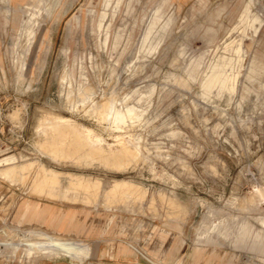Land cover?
Returning <instances> with one entry per match:
<instances>
[{"label": "rangeland", "instance_id": "374dc122", "mask_svg": "<svg viewBox=\"0 0 264 264\" xmlns=\"http://www.w3.org/2000/svg\"><path fill=\"white\" fill-rule=\"evenodd\" d=\"M15 2L0 262L69 260L58 241L76 262L106 244L103 260L264 264V0ZM26 199L78 210L82 233L13 219Z\"/></svg>", "mask_w": 264, "mask_h": 264}, {"label": "crops", "instance_id": "0c3cea01", "mask_svg": "<svg viewBox=\"0 0 264 264\" xmlns=\"http://www.w3.org/2000/svg\"><path fill=\"white\" fill-rule=\"evenodd\" d=\"M0 0V11L7 15L8 11L12 9V6L16 5V0H8L11 2L2 3ZM4 4V5H3ZM27 7V6H24ZM11 215L13 219L18 222H25L26 224H36L46 230L65 233L72 232L80 234L82 233V220L78 210L73 208L59 207L48 201H39V199H26L19 202L18 206L14 208ZM2 216L0 215V220ZM3 230V229H2ZM0 228V231H2ZM116 251L118 248H110L106 244H98L93 249L94 257L88 258L85 261H71L56 259L40 258L33 264H139V262L122 258L120 255L112 254L110 258L102 259L103 255H99L98 252ZM101 258V259H98ZM131 261V262H129ZM0 264H6V262H0ZM11 264V263H9Z\"/></svg>", "mask_w": 264, "mask_h": 264}, {"label": "bare ground", "instance_id": "6f19581e", "mask_svg": "<svg viewBox=\"0 0 264 264\" xmlns=\"http://www.w3.org/2000/svg\"><path fill=\"white\" fill-rule=\"evenodd\" d=\"M5 14V13H4ZM33 22V21H32ZM26 24V23H25ZM30 35V34H29ZM35 36V35H34ZM33 38V32H31L30 35V39ZM29 59V58H28ZM122 191V190H121ZM46 243V241H45ZM36 244V243H35ZM40 243H37L36 245H38ZM54 244L60 245L61 248H63V254L65 255V257H67L69 260L73 258V254H72V247L68 246L66 244H63L62 242H58V241H54ZM33 246V245H32ZM86 247V246H85ZM76 261V260H75Z\"/></svg>", "mask_w": 264, "mask_h": 264}]
</instances>
